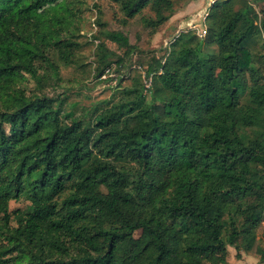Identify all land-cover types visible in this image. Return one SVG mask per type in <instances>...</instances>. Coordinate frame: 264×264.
<instances>
[{
	"label": "trees",
	"instance_id": "1",
	"mask_svg": "<svg viewBox=\"0 0 264 264\" xmlns=\"http://www.w3.org/2000/svg\"><path fill=\"white\" fill-rule=\"evenodd\" d=\"M60 1L0 0V264H226L228 247L264 263V17L216 0L203 39L141 58L149 100L123 78L75 116L39 93L82 47L71 3L46 10ZM107 1L124 24L148 10L152 30L175 13V0ZM94 38L99 81L123 62L105 41L135 48L118 31ZM20 199L30 212L9 211Z\"/></svg>",
	"mask_w": 264,
	"mask_h": 264
},
{
	"label": "rangeland",
	"instance_id": "2",
	"mask_svg": "<svg viewBox=\"0 0 264 264\" xmlns=\"http://www.w3.org/2000/svg\"><path fill=\"white\" fill-rule=\"evenodd\" d=\"M204 1V4L199 5L200 0H175V13L156 30L146 27L143 22L144 18L152 17L148 10L124 24V17L118 6L107 0H61L57 5L46 7V10L52 12L66 3H71V8L77 15L75 20L76 25L80 28L79 34L81 36L78 41L82 47L75 55L76 64L70 67L59 65V79L46 83L39 93L42 92L59 100L66 98L64 108L66 111H72L75 116H79L84 109L91 105L111 98L114 90H117V83L123 78L120 88H138L146 100H149L150 95L144 86L146 82L145 73L139 66L141 58L151 52L155 53L158 58L167 55L168 49L165 48V43L175 36L178 27L184 21L198 13L206 5L207 0ZM214 23V19H209L208 26ZM100 30L121 32L128 38L129 44L135 48L133 54L127 58L124 49L105 41L107 50L123 59L122 64L117 63L122 66L115 64L111 68L112 73L118 78L116 83L110 78L99 81L95 78L98 67L97 46L100 41L94 36L98 35ZM258 48L264 50V40H259ZM214 50L213 46H206L204 54L209 56ZM116 59V57L112 58V60ZM56 60L57 58L54 57V61ZM23 86L29 94L38 92L35 82L31 79L24 82ZM15 210L27 213L32 208L28 201L20 199L9 203V211L14 212ZM11 226H15V223L11 222ZM138 235L139 232L136 233V236ZM257 238L259 245L264 248L262 228L257 231ZM232 252L233 254L236 253L234 249ZM232 258L230 256V259Z\"/></svg>",
	"mask_w": 264,
	"mask_h": 264
},
{
	"label": "built area",
	"instance_id": "3",
	"mask_svg": "<svg viewBox=\"0 0 264 264\" xmlns=\"http://www.w3.org/2000/svg\"><path fill=\"white\" fill-rule=\"evenodd\" d=\"M216 0H207L206 5L196 14L192 15L188 20L184 21L179 27L178 30L176 31L175 36L168 40L165 43V48L169 49V46L181 35L188 34V33H193L195 34L198 38L203 39L206 36L207 29H208V18H209V13L211 10V7L215 3ZM251 7L255 10V13L258 17V24L259 21L262 17H264V4L263 7L260 8L256 3H254L253 0H249ZM264 38V34H263ZM165 55L164 57H166ZM165 58L162 59V63H164ZM110 78L112 79L115 83L118 78L112 73L111 68L106 69L103 75L101 76V79H107ZM145 79V90H149L152 85V77L144 78Z\"/></svg>",
	"mask_w": 264,
	"mask_h": 264
},
{
	"label": "crops",
	"instance_id": "4",
	"mask_svg": "<svg viewBox=\"0 0 264 264\" xmlns=\"http://www.w3.org/2000/svg\"><path fill=\"white\" fill-rule=\"evenodd\" d=\"M204 2H205L204 0H200L199 5L204 4ZM184 11H185V9H184ZM178 14H181V13H178ZM232 249L233 248H231V247L228 248L229 254H228V258L226 260V264H257L258 263V258L255 255L250 254V253L249 254L241 253V257L239 259L235 258L234 256L236 255V253L233 254ZM230 256H231V258L232 257L233 258L230 259ZM262 264H264V263H262Z\"/></svg>",
	"mask_w": 264,
	"mask_h": 264
}]
</instances>
